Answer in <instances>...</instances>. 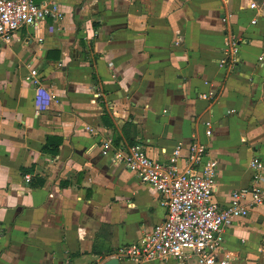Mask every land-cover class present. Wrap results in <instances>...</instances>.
<instances>
[{
    "label": "crops",
    "instance_id": "0c3cea01",
    "mask_svg": "<svg viewBox=\"0 0 264 264\" xmlns=\"http://www.w3.org/2000/svg\"><path fill=\"white\" fill-rule=\"evenodd\" d=\"M54 1L62 19L0 48V264L104 263L164 219L160 193L102 153L126 120L157 160L207 144L221 205L251 184L250 161H264V0ZM233 36L240 62L221 65ZM48 135L64 138L55 156L42 151ZM225 253L231 264H264V205L227 229Z\"/></svg>",
    "mask_w": 264,
    "mask_h": 264
},
{
    "label": "built area",
    "instance_id": "2783aa9c",
    "mask_svg": "<svg viewBox=\"0 0 264 264\" xmlns=\"http://www.w3.org/2000/svg\"><path fill=\"white\" fill-rule=\"evenodd\" d=\"M258 3L251 7L258 8ZM62 19L63 11L54 0L41 3L35 0H0V48L11 42L16 33L27 26L37 25L46 18ZM255 23V20L253 21ZM240 62V39L233 36L224 48L221 65ZM30 80L41 85L39 70L32 67ZM201 97L215 98L216 93ZM206 135H212V123L206 122ZM93 131L92 128H87ZM92 147H98L94 144ZM102 153L115 164H124L141 182L150 184L161 195L166 209L164 219L137 241L123 244L111 256L138 264L150 260H176L185 264L195 259L199 264H231L225 253V233L236 220L248 217L259 205H264L261 180L264 161L255 156L250 161L253 172L249 186L233 189L230 201L221 205L215 194L218 190V160L207 144L193 140L185 151L178 145L165 160L152 158L141 143L116 146L111 137L100 144ZM184 166L180 167L179 162ZM27 174L25 180L30 182ZM98 264H103L98 263Z\"/></svg>",
    "mask_w": 264,
    "mask_h": 264
},
{
    "label": "trees",
    "instance_id": "16d2710c",
    "mask_svg": "<svg viewBox=\"0 0 264 264\" xmlns=\"http://www.w3.org/2000/svg\"><path fill=\"white\" fill-rule=\"evenodd\" d=\"M94 26H98V22H94ZM60 57V56H59ZM105 120H108L106 115H104ZM108 125H112L108 123ZM136 124L133 123L132 120H126L124 124L122 125L121 131H122V137H116L114 138V144L116 146H119L121 143V139L125 138L128 145H134L138 143L136 141L137 132H136ZM64 141V138L62 136L58 135H48L46 138V142L44 143L42 147V151L46 154L50 155H57L60 152V147ZM28 171H31L28 168H23V172L26 173Z\"/></svg>",
    "mask_w": 264,
    "mask_h": 264
},
{
    "label": "water",
    "instance_id": "95a60500",
    "mask_svg": "<svg viewBox=\"0 0 264 264\" xmlns=\"http://www.w3.org/2000/svg\"><path fill=\"white\" fill-rule=\"evenodd\" d=\"M261 3H262V5H264V2H261ZM94 264H98V262H95ZM103 264H120V260L117 258H110V259L106 260Z\"/></svg>",
    "mask_w": 264,
    "mask_h": 264
},
{
    "label": "rangeland",
    "instance_id": "374dc122",
    "mask_svg": "<svg viewBox=\"0 0 264 264\" xmlns=\"http://www.w3.org/2000/svg\"><path fill=\"white\" fill-rule=\"evenodd\" d=\"M94 259H93V256H91V255H89L87 258H83V261L84 262H91V261H93ZM77 261V260H76ZM83 261H80L81 263L83 262ZM76 264H77V262H76Z\"/></svg>",
    "mask_w": 264,
    "mask_h": 264
}]
</instances>
